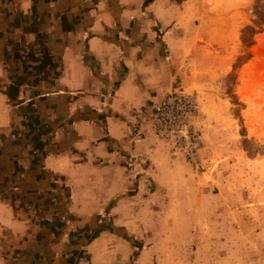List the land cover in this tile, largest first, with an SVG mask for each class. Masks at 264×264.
<instances>
[{
	"label": "crops",
	"instance_id": "crops-1",
	"mask_svg": "<svg viewBox=\"0 0 264 264\" xmlns=\"http://www.w3.org/2000/svg\"><path fill=\"white\" fill-rule=\"evenodd\" d=\"M191 1L0 0V264H101L163 147L152 108L191 61L223 76Z\"/></svg>",
	"mask_w": 264,
	"mask_h": 264
},
{
	"label": "rangeland",
	"instance_id": "rangeland-1",
	"mask_svg": "<svg viewBox=\"0 0 264 264\" xmlns=\"http://www.w3.org/2000/svg\"><path fill=\"white\" fill-rule=\"evenodd\" d=\"M183 18L227 50L216 87L200 59L171 92L195 97L200 148L187 161L152 134L163 147L125 191L101 264H264V0H192Z\"/></svg>",
	"mask_w": 264,
	"mask_h": 264
},
{
	"label": "built area",
	"instance_id": "built-area-1",
	"mask_svg": "<svg viewBox=\"0 0 264 264\" xmlns=\"http://www.w3.org/2000/svg\"><path fill=\"white\" fill-rule=\"evenodd\" d=\"M198 106L193 95L171 93L150 113L152 134L166 144L174 155L191 161L200 148V136L194 119Z\"/></svg>",
	"mask_w": 264,
	"mask_h": 264
}]
</instances>
